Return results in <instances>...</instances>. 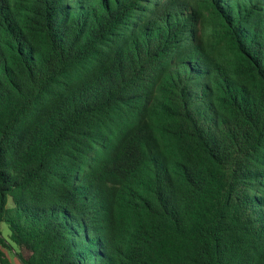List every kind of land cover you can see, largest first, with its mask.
I'll list each match as a JSON object with an SVG mask.
<instances>
[{"label":"trees","instance_id":"obj_1","mask_svg":"<svg viewBox=\"0 0 264 264\" xmlns=\"http://www.w3.org/2000/svg\"><path fill=\"white\" fill-rule=\"evenodd\" d=\"M5 252L264 264V0H0Z\"/></svg>","mask_w":264,"mask_h":264},{"label":"rangeland","instance_id":"obj_2","mask_svg":"<svg viewBox=\"0 0 264 264\" xmlns=\"http://www.w3.org/2000/svg\"><path fill=\"white\" fill-rule=\"evenodd\" d=\"M2 229L4 231V236H7L8 229H7L6 225H3ZM5 256H7L12 261L13 264H21L18 261V259L15 258V256L11 252L10 253L9 252H5Z\"/></svg>","mask_w":264,"mask_h":264}]
</instances>
